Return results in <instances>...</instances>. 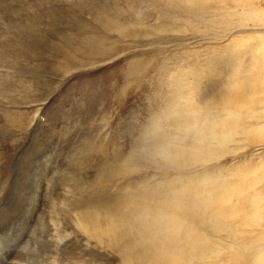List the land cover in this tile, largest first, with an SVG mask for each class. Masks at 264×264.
<instances>
[{
    "label": "rangeland",
    "instance_id": "rangeland-1",
    "mask_svg": "<svg viewBox=\"0 0 264 264\" xmlns=\"http://www.w3.org/2000/svg\"><path fill=\"white\" fill-rule=\"evenodd\" d=\"M179 4L0 0V264H149L152 241L133 226L125 239L100 242L76 227V214L91 206L125 212L133 196L204 174L245 181V192L228 199L242 209L261 189L241 173L264 156V144L249 142L250 135H235L213 160L186 167H166L153 150L155 131L172 123L167 112L190 100L201 114L241 111L237 102L250 93L239 86L264 61L255 39L264 26L224 17L234 1L197 12ZM252 98L264 101V92L255 89ZM256 107L262 114L263 103ZM237 221L223 220L219 235L207 229L225 252L229 227L255 229ZM225 252L217 264L232 260Z\"/></svg>",
    "mask_w": 264,
    "mask_h": 264
},
{
    "label": "bare ground",
    "instance_id": "bare-ground-1",
    "mask_svg": "<svg viewBox=\"0 0 264 264\" xmlns=\"http://www.w3.org/2000/svg\"><path fill=\"white\" fill-rule=\"evenodd\" d=\"M172 1L181 5L185 4L189 8L192 7L196 12L207 10L208 7H202V5H208L211 2H215L219 6L223 5L224 8L228 1H234L237 4L236 7L224 17H230L228 19L231 20L233 16L234 18L238 16L237 26L240 24L241 27L246 26L248 22H251L253 26H264V10L262 4L258 2L259 0ZM214 11L212 12L214 13ZM216 11H222V8H216ZM261 36L263 35L254 38L258 40L259 45L264 46V36ZM258 65H261V67L257 69V73H254L253 79L239 86L240 89H246L250 93V95L242 97L245 98L246 96L249 100L244 101L246 99H242L241 102H237L241 111H233V108L223 107L220 110L218 109L221 114L217 116L206 112L201 114L190 100L182 109L180 108L181 110L178 109L175 112L172 110V113L167 112L170 114L172 123L169 127L166 124L168 122L165 123L168 129L161 126V132L159 130L155 131L154 134L156 137H160V141L153 145L155 154L165 162L166 167L178 168L207 163L216 157V153L226 151L229 147L228 144L235 141V135H250L248 138L246 137L249 142L264 144V115H262L264 110L260 114L261 112L259 113L255 109L257 104L262 103V108H264V101L255 102L252 98L255 89L264 92L263 58L261 64L256 62L254 66ZM234 85L236 87L238 85L236 79ZM180 99H182V96ZM178 102L176 103L180 104ZM262 108L260 111H262ZM234 112L240 113L235 114ZM228 121L238 123V125L234 127L229 125ZM155 127L157 126L155 125ZM171 128L173 131H168ZM242 172L245 175L253 176V184H263L260 190H256L247 196L244 209L233 205L230 200L245 192V181L228 184L223 180H216L210 174L209 176L204 174V176L195 177L196 179L193 180L187 179V182L183 181L172 186L169 185V188L163 190V192H159L157 188H154L148 195L142 193V195L133 196L130 204L126 205L124 201L127 206L125 212L114 209V207L109 211L108 207L106 208L108 212L105 209L104 213H99L101 208L97 209L96 206H91L92 202L88 203L86 207L91 206L89 209L76 214L75 225L89 237L91 236L98 241L102 237H108L110 242L119 238L121 240L125 239L129 234V228L133 226L139 236H146L152 241L151 243L148 240L154 249L149 264H217V257L219 258V254L222 256L225 247L215 245L216 243L214 244L208 237L207 229H211L219 235L220 232L224 231L223 220L238 219V221H241H239V226L254 227L255 229L241 231L236 226L229 227V234L233 237L226 247L225 254L230 255L229 258L235 263L264 264V156L257 157L256 164L248 169L245 167L244 170H241ZM172 182L175 181L172 180ZM229 198L230 200H228ZM251 233L252 235L255 233L254 239L241 238V236L250 235ZM219 241H222V239ZM123 248L127 250L125 246ZM24 257L19 256V261ZM231 261L229 259V262ZM229 262H226V264H229Z\"/></svg>",
    "mask_w": 264,
    "mask_h": 264
}]
</instances>
